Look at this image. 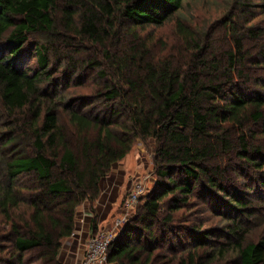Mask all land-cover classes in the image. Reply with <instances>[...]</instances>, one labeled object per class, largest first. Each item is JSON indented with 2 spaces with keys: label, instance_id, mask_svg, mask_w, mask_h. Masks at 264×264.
Segmentation results:
<instances>
[{
  "label": "trees",
  "instance_id": "obj_1",
  "mask_svg": "<svg viewBox=\"0 0 264 264\" xmlns=\"http://www.w3.org/2000/svg\"><path fill=\"white\" fill-rule=\"evenodd\" d=\"M185 1L0 0V264H61L137 141L154 186L107 264H264V27L232 16L204 40L177 22L161 55L140 33Z\"/></svg>",
  "mask_w": 264,
  "mask_h": 264
},
{
  "label": "rangeland",
  "instance_id": "obj_2",
  "mask_svg": "<svg viewBox=\"0 0 264 264\" xmlns=\"http://www.w3.org/2000/svg\"><path fill=\"white\" fill-rule=\"evenodd\" d=\"M239 1L244 2V0H186L181 11L176 13L171 21L159 27H146L147 29L142 31L140 35L145 36L148 33L154 44L159 41L163 43L165 49L160 54L167 55L172 46H179L175 31L177 22L185 28H189L195 35L204 40L203 36L206 35L207 38L210 37V34L213 35V39L217 40L216 38L220 37L223 28H226L223 23L227 22L228 17L231 18L232 16L238 20L240 26L249 24L252 27H264V9L256 5L260 4L261 0H250V5L253 4L249 10L242 8ZM215 46H217V43ZM212 47H214V44H212ZM33 62L30 61V64H33ZM78 92L84 93L85 90L73 86L69 87L64 95L69 98L73 97L74 94H78ZM151 144L150 141H147V144L140 141L135 142L128 154L121 161L114 163L110 172L101 179L100 194L93 205V210L88 203L84 204L87 206V210L80 209V218L90 217V225L91 220L94 218L95 226V229H92L86 235V240L81 239L84 245L99 229L105 232L113 231L117 233L136 214L138 207L153 189L154 165L150 149ZM136 185H140L142 189L138 198L140 201L136 203L134 210L128 213L126 221L123 222L122 201ZM117 220L120 221L119 225H121L118 230L114 229ZM260 237H264V227L260 230Z\"/></svg>",
  "mask_w": 264,
  "mask_h": 264
},
{
  "label": "built area",
  "instance_id": "obj_3",
  "mask_svg": "<svg viewBox=\"0 0 264 264\" xmlns=\"http://www.w3.org/2000/svg\"><path fill=\"white\" fill-rule=\"evenodd\" d=\"M141 192V186L136 185L122 201L123 222L126 221L128 213L134 210ZM119 223V220L115 222L114 229H119ZM114 237L113 231L98 230L94 233L84 247L81 264H107V249Z\"/></svg>",
  "mask_w": 264,
  "mask_h": 264
},
{
  "label": "crops",
  "instance_id": "obj_4",
  "mask_svg": "<svg viewBox=\"0 0 264 264\" xmlns=\"http://www.w3.org/2000/svg\"><path fill=\"white\" fill-rule=\"evenodd\" d=\"M85 204V203H84ZM82 204V205H84ZM87 206L78 207L75 215V229L72 235L63 240L58 262L61 264H81L84 252L83 240H86V235L91 231L90 217L80 218V209L85 210ZM87 210V209H86ZM90 216V215H86ZM100 230V229H99ZM83 239V240H81Z\"/></svg>",
  "mask_w": 264,
  "mask_h": 264
}]
</instances>
